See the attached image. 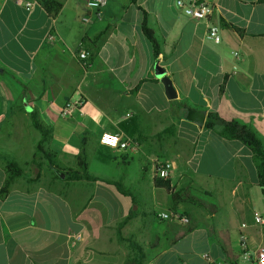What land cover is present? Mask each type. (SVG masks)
I'll use <instances>...</instances> for the list:
<instances>
[{"label":"crops","instance_id":"1","mask_svg":"<svg viewBox=\"0 0 264 264\" xmlns=\"http://www.w3.org/2000/svg\"><path fill=\"white\" fill-rule=\"evenodd\" d=\"M57 1L63 8L53 18L39 3L27 9L0 0V192L7 159L27 162L33 174L0 195V264H127L137 249L142 264H230L219 231L228 232L236 264L264 256V223L253 217L264 219L253 155L204 127L208 113L237 120L264 148V2L195 0L213 6L207 23L185 17L177 0H107L100 12L84 0ZM144 13L157 56L142 32ZM208 24L220 43L207 39ZM80 49L90 53L86 65ZM160 71L175 99L166 98ZM69 102L83 108L64 116ZM180 103L199 112L189 119ZM33 111L53 131L44 147L59 168L75 169L85 143L95 181L56 178L43 161L33 166L41 141ZM103 132L132 145L110 149L100 143ZM157 161L171 163L174 190L188 188L217 206L209 215L177 205L197 225L181 238L186 225L157 216L171 210L169 194L153 185Z\"/></svg>","mask_w":264,"mask_h":264},{"label":"trees","instance_id":"2","mask_svg":"<svg viewBox=\"0 0 264 264\" xmlns=\"http://www.w3.org/2000/svg\"><path fill=\"white\" fill-rule=\"evenodd\" d=\"M44 10L53 18L57 17L63 8V2L57 0H36ZM134 1V0H133ZM259 3L264 2V0H257ZM144 18L142 22V32L145 37L151 42L154 49L155 56L159 53V44L153 36V32L146 25V14L144 13ZM231 27V26H229ZM235 31L237 29L233 28ZM137 87L134 88L131 92H135ZM177 107L186 111L187 115L185 117L190 119L189 113L197 114L199 110L197 108L189 107L185 104H177ZM192 116V115H191ZM33 127L40 132L41 141L36 148V154L33 164L41 169L43 163L45 162L54 172L55 177L58 178L59 175H65L69 180H87L95 181L96 178L92 176L88 171L89 157L86 152V144L84 143L80 155L76 158L75 169L61 170L58 166L57 155L53 151H48L45 149L44 144L50 143L53 138V131L51 128L47 127L40 119L39 113L33 111L30 115ZM204 127L211 131L217 132L220 136L226 139L237 140L244 144L252 153L253 159L256 165L258 185L262 190L264 197V148L254 133L247 127L245 124L240 123L237 120H226L219 117L216 114L208 113L204 123ZM40 155L41 160L38 161L36 158ZM43 161V163H42ZM7 162V174L8 177L1 189L0 195L2 198H5L11 189L13 183L21 178L25 177V170L18 163L10 159L6 160ZM153 185L155 188L163 189L167 194H169L171 199V213H178L176 207L179 204H193L202 209H204L209 215H214L217 213V206L213 203H209L203 199H200L193 195L190 189L186 188L181 191L174 190L169 180L159 179L157 177L153 178ZM121 191H123L122 185H119ZM183 216V215H182ZM188 219L186 229L180 234V238L185 236L187 233L193 231L197 228V225L192 224L189 216H185ZM207 233L210 236L214 233L213 228H207ZM218 236L220 237L227 260L230 264H236L239 256L234 254L229 235L227 231H219ZM121 238V237H120ZM144 254L140 249H137L135 258L127 260V264H142L144 260Z\"/></svg>","mask_w":264,"mask_h":264},{"label":"built area","instance_id":"3","mask_svg":"<svg viewBox=\"0 0 264 264\" xmlns=\"http://www.w3.org/2000/svg\"><path fill=\"white\" fill-rule=\"evenodd\" d=\"M16 3L22 7L27 9L33 8L38 4L36 0H15ZM86 7L91 11L100 12L104 10L107 6V0H84ZM176 7L182 12V14L190 19H201L208 23L209 18L212 16L214 9L208 2L205 1H183L177 0ZM82 21L84 23H90V19L87 16L82 17ZM206 37L208 40H211L213 43L218 44L221 41V36L219 33V29L216 26L208 24ZM51 41H54L56 37L52 34L49 36ZM80 60L84 62V65L87 64L90 53L85 50H79L78 54ZM235 58H238V54L236 52L233 53ZM83 103L81 102H69L63 109L62 115H70L72 113L73 108H83ZM100 143L110 149L116 151H126L131 145L132 140L126 138L121 133H111V132H103L100 136ZM171 163L165 161H157L155 166V177L159 179L169 180L171 174ZM158 218L162 220L173 219L180 222L183 225H187L188 219L182 216L180 213H160L157 215ZM254 220L257 224H263L264 219L258 214L254 213ZM251 257L247 258V261H251ZM251 264H264V256L261 251L256 252L253 260L250 262Z\"/></svg>","mask_w":264,"mask_h":264},{"label":"water","instance_id":"4","mask_svg":"<svg viewBox=\"0 0 264 264\" xmlns=\"http://www.w3.org/2000/svg\"><path fill=\"white\" fill-rule=\"evenodd\" d=\"M160 81L164 87V93L168 100H172L176 98L175 90L172 87V83L168 77L165 76L163 71L159 73ZM62 178H65V175H61Z\"/></svg>","mask_w":264,"mask_h":264},{"label":"rangeland","instance_id":"5","mask_svg":"<svg viewBox=\"0 0 264 264\" xmlns=\"http://www.w3.org/2000/svg\"><path fill=\"white\" fill-rule=\"evenodd\" d=\"M41 157H42V156L38 155L36 159H37L38 161H40V160H41ZM32 164H33V163H32ZM19 165H20L21 167L24 168L25 173L27 172V174H28L29 176L33 175V174L30 172V168H29L27 162H19ZM33 166L36 167L34 164H33ZM239 262H240L239 264H244V261H243L242 259H240Z\"/></svg>","mask_w":264,"mask_h":264}]
</instances>
